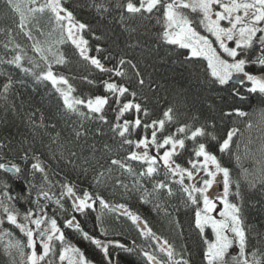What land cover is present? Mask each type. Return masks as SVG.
Here are the masks:
<instances>
[{"label": "snow or ice", "instance_id": "obj_1", "mask_svg": "<svg viewBox=\"0 0 264 264\" xmlns=\"http://www.w3.org/2000/svg\"><path fill=\"white\" fill-rule=\"evenodd\" d=\"M106 4L107 0L92 6L104 13L112 7ZM0 5L16 18L15 27L0 28L5 50L0 64L14 66L38 83H50L60 98L58 117L66 125L58 130L55 117L46 122L39 109H24L23 101L18 104L15 98L10 101L15 81L10 73H0L5 77L0 83V101H3L0 111L4 113L0 122L7 123L9 115L19 121L15 135L0 139V247L7 264H64L65 261L94 264L79 247L67 241L66 229L79 233L83 240L99 249L102 264H129L121 254L142 256L140 264H192L186 243L178 250L167 239L161 240L138 213L124 204H110L100 192L109 183L125 196L138 194L141 203L151 205L152 211L162 215L182 241L186 239V229L180 213L191 209L189 227L206 244L204 264H264L261 250L264 230L246 221L245 190L240 181L233 185L230 168L211 150L215 141L219 153L233 154V145L237 150L240 147L234 137L244 138L239 128H229L218 138L212 120L198 125L181 123L174 132H169L166 123L176 120L171 107L163 112L162 119L149 122L146 98L140 99L146 79L138 64L121 56L110 69L96 55H91L89 41L83 35L90 26L78 21L63 0H0ZM115 7L129 14L121 16L126 29L131 18L158 13L157 23L162 25L158 39L165 45L188 50L186 59L205 60L213 86L227 89L243 100L236 85L247 81L250 86L246 92L264 98V0H123ZM45 19L51 26L47 32L41 23ZM17 36L32 42L33 56L28 55ZM67 42L83 61L100 73L109 74L103 87L111 94V104L118 106L114 109L116 123L110 124L107 117L106 106H111L109 95H74L76 89L69 78L53 70L54 64L69 63L60 50ZM95 51L99 53L103 49L97 46ZM9 54L11 58H6ZM112 58L111 54L104 57ZM113 74L128 79L117 81ZM84 79L94 83L87 77ZM131 112L136 114L134 119L121 121ZM256 115L260 136L244 139L245 155L253 160V170L246 169L244 177L248 188L259 185L264 190V109ZM221 116L243 118L249 113L232 108L222 111ZM86 121L109 125L112 139L118 137L119 142L98 143L96 138L105 135L102 127L96 128L90 139ZM253 127L251 122L246 125L248 130ZM138 129L150 130V136L133 140L131 137ZM186 141H192L194 147L192 158L182 165L176 157L186 150ZM37 144L45 151L38 150ZM125 146H134L135 150L123 159L111 158L112 153H119ZM236 159H241L239 154ZM131 162H139L140 167L134 168ZM89 175L90 187L96 191L81 187ZM218 178L222 179V194L213 197L210 190ZM118 210L152 251L135 240L128 245L108 238L110 226L104 222L105 212ZM93 213L94 227L102 238L85 231L78 219H87ZM208 228L214 237L211 240L206 237ZM251 240L256 243L251 244Z\"/></svg>", "mask_w": 264, "mask_h": 264}, {"label": "trees", "instance_id": "obj_2", "mask_svg": "<svg viewBox=\"0 0 264 264\" xmlns=\"http://www.w3.org/2000/svg\"><path fill=\"white\" fill-rule=\"evenodd\" d=\"M65 6L73 11L74 16L80 22L90 26L83 32L84 37L89 41L90 54L96 55L101 59V62L108 68H112L117 64L118 59L124 56L127 59H132L138 64L141 71L144 73L146 84L144 86V95L140 97L145 100L147 107L150 110L151 119H162L163 112L169 107L174 109L176 120L172 123H166V128L169 132H174L181 123L192 125L194 122L198 125L205 121H215L216 135L222 137L226 134L227 130L232 127L239 128L244 133V138L234 141L240 144L237 150L235 144L233 145V154H221L215 147L213 141L212 151L216 153L218 158L224 166L230 168L233 185L240 181L242 188L245 190L244 210L246 221L254 228L259 226L260 230H264V190H261L259 185L255 188H248L247 182L244 177L245 170H253V160L245 155L244 139L248 136L256 139L260 136L259 126L257 125V115L261 109H264V103L258 94H249L246 88L250 85L246 81L243 85H236L241 96L232 95L229 90H220L218 86H213L210 81L211 77L208 74L207 62L201 59L189 60V52L186 49H180L176 46L165 45L158 39V34L162 31V25L157 23L159 14H145L143 18L139 15L131 18L128 21L127 29L121 23V16L127 17L129 14L124 13L115 5L122 3L123 0H107V4L112 7L107 12L101 13L93 4L104 3L105 0H63ZM16 18L10 12L0 5V28L5 26L15 27L13 21ZM44 26V31L50 29L47 20L41 22ZM135 29L136 31H132ZM203 32V30L201 29ZM206 34V33H204ZM99 37V39H97ZM43 40L45 37H38ZM17 41L27 50L29 56H33L31 51V41H27L23 36H17ZM4 36L0 35V58L5 57V50L3 48ZM99 46L103 49L102 52L97 53L96 47ZM60 50L65 54L69 63L65 66L53 65V70L58 74L65 75L69 78L70 83L76 89L74 95L89 97L95 95H109L110 105L106 106V113L110 124L116 123L117 113L114 111L117 105L111 104V94L106 93L103 87V81L109 79L108 73H100L88 62L83 61L78 53L74 50V46L67 42L60 46ZM112 59H104L109 56ZM6 58H11L9 54ZM26 67L29 65H25ZM252 70L251 68L249 69ZM129 77H131V69L127 70ZM8 72L15 81L12 94L9 100L16 99L19 104L23 101L24 109L32 110L39 109L46 118L55 117L58 123V130L66 127L65 122L60 120L57 110L60 106L59 95L55 92L50 83H38L30 75H26L21 70L11 65L0 64V73ZM93 80V84H89L87 80ZM113 79L122 81L128 77H115ZM5 77L0 75V83L4 81ZM2 90V89H0ZM19 94L15 96V94ZM3 101H0L2 106ZM232 108H239L247 113L248 117L243 118H229L222 117L221 112L229 111ZM37 113V116L40 115ZM135 113H126L123 119L132 120ZM4 113L0 111V117ZM234 121V122H233ZM251 122L254 127L251 130L246 128V125ZM18 119L9 115L7 123L0 122V139H3L9 134L15 135L18 126ZM85 126L90 129L89 138H92V133L96 128L102 127L105 135L97 137L98 143H109L115 145L119 142V138H113V133L110 131L109 125H101L98 121H86ZM23 131V128H21ZM167 134V133H166ZM142 135L150 136V130L144 131L138 129L131 137L133 140ZM186 150H181L180 155L176 157L177 161L182 165H186V161L191 157L194 144L192 141H186ZM38 150L45 151L39 144L36 145ZM135 150L134 146H125L119 153H112L111 158L123 159L127 156L128 152ZM163 151V150H161ZM239 154L241 159L237 160L236 155ZM134 168H139V162H131ZM258 170V166H257ZM117 172L119 170H116ZM91 175L87 180L81 183L82 188L89 191H96L95 187H90ZM151 187V185H147ZM234 190V188H233ZM104 198L112 205L124 204L127 208L138 213L142 219L148 222L152 230L161 238L167 239L170 243L176 245L179 250L182 244L187 245L188 252L191 254L192 264H204L203 251L206 249L204 238L200 237L197 232L189 227L193 212L191 209H183L180 213V220L185 226V240L178 238L176 231H174L166 219L162 215H157L152 211L151 205L141 203L138 194L125 196L118 189H113L109 183L107 188L100 189ZM231 198V197H230ZM95 213L90 215L87 219L78 217L81 225L85 231L97 238H102L99 235V229L94 227ZM104 222L110 226V235L108 238L119 239L122 242L131 245L135 240L137 244H143L144 247L152 251L148 242H145L138 234V230L131 224L127 217L120 214V211L105 212ZM62 223V218H61ZM17 235H19L17 233ZM67 241L73 246L79 247L85 255L94 262V264H102V253L90 242L83 240L81 235L74 230H65ZM207 239H213V234L210 228L206 229ZM255 240H251V244H255ZM264 251V247L261 248ZM29 251L26 249V252ZM251 251V248H249ZM122 259H127L129 264H140L144 259L139 255L127 256L121 254ZM0 264H7L6 257L3 255V249L0 247Z\"/></svg>", "mask_w": 264, "mask_h": 264}, {"label": "water", "instance_id": "obj_3", "mask_svg": "<svg viewBox=\"0 0 264 264\" xmlns=\"http://www.w3.org/2000/svg\"><path fill=\"white\" fill-rule=\"evenodd\" d=\"M232 83L234 84L235 80ZM221 183H222V179L218 178V183L215 184L213 188L210 190L213 197H215L216 195L222 194V184Z\"/></svg>", "mask_w": 264, "mask_h": 264}, {"label": "rangeland", "instance_id": "obj_4", "mask_svg": "<svg viewBox=\"0 0 264 264\" xmlns=\"http://www.w3.org/2000/svg\"><path fill=\"white\" fill-rule=\"evenodd\" d=\"M162 152V151H161ZM222 184V183H221ZM215 214V213H214ZM211 230V229H210ZM214 238V237H213ZM233 251H236V249H233ZM64 264H67V261L64 262Z\"/></svg>", "mask_w": 264, "mask_h": 264}]
</instances>
